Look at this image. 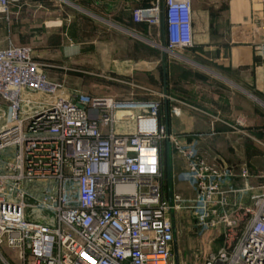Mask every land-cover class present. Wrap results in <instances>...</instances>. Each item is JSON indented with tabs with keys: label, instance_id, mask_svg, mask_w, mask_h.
I'll use <instances>...</instances> for the list:
<instances>
[{
	"label": "built area",
	"instance_id": "obj_1",
	"mask_svg": "<svg viewBox=\"0 0 264 264\" xmlns=\"http://www.w3.org/2000/svg\"><path fill=\"white\" fill-rule=\"evenodd\" d=\"M21 4L0 0V16L9 21ZM132 17L149 27L164 18L166 52L194 47L192 0ZM43 67L29 47L0 50V264H175L171 214L183 210L203 233L223 229L224 243L201 264H264V186L256 192L248 166L207 164L162 125L160 103L68 97ZM125 120L134 132L117 134ZM166 143L195 193L189 206L176 194L170 206ZM237 212L250 220L232 246Z\"/></svg>",
	"mask_w": 264,
	"mask_h": 264
},
{
	"label": "crops",
	"instance_id": "obj_2",
	"mask_svg": "<svg viewBox=\"0 0 264 264\" xmlns=\"http://www.w3.org/2000/svg\"><path fill=\"white\" fill-rule=\"evenodd\" d=\"M63 1L79 10H65L59 0H22L9 21L0 16V40L31 48L48 79L68 97L160 103V121L180 143L194 144L209 165L248 166L256 192L264 186L255 181L264 179V116L257 104L264 98L263 4L192 0L194 47L169 53L163 17L157 27L132 17L133 10L162 7L163 0ZM239 119L245 126L235 131ZM121 124L115 132L129 134L133 124ZM171 162L173 194L192 198V189L177 180L184 163L173 147ZM165 183L169 199L167 172Z\"/></svg>",
	"mask_w": 264,
	"mask_h": 264
},
{
	"label": "rangeland",
	"instance_id": "obj_3",
	"mask_svg": "<svg viewBox=\"0 0 264 264\" xmlns=\"http://www.w3.org/2000/svg\"><path fill=\"white\" fill-rule=\"evenodd\" d=\"M61 3L65 4L63 6V8L65 10H69L74 12L73 9H76L77 11L79 10L77 8L76 5H72L70 2L67 1H63V0H59ZM6 41H1L0 40V46H6ZM8 47V45L6 46V48ZM28 47V46H26ZM222 81V80H221ZM250 97V96H248ZM258 108L260 110V112L263 114L264 116V98H259L258 101ZM7 117V116H6ZM128 123L127 120H125L121 125L120 128H122L124 125H126ZM263 127H264V121H263ZM135 129V125L133 124L128 130L127 133L132 134L134 132ZM264 130V128H263ZM261 142H262V150H261V162H262V173H263V178H264V134L262 135L261 138ZM12 151V150H10ZM8 151V152H10ZM233 159L237 160V153L233 154ZM164 159H165V168L167 169V151L165 148L164 151ZM238 162V161H236ZM242 164L237 163L236 166L239 167ZM244 165V164H243ZM182 174V173H181ZM181 174H179L177 176V180L179 182L185 183L187 184L191 189L192 187L190 186L189 183L182 181V176ZM255 181H260L264 183V179H259ZM46 184V183H44ZM50 184H55L54 183H48ZM193 192V197L192 198H184L183 196V203L184 206H189L191 204V202L193 201L194 197H195V193ZM247 207H249V209H253V207L251 206V204H247ZM231 209H233V205H231L230 207ZM238 213V212H237ZM175 216V238L177 240V245H178V253H179V258H180V264H201L204 257L206 256V254H208L209 252L214 251L218 245H221L224 243V237H223V229L220 228L218 231H214L211 234H206L203 233L202 231L198 230L196 227V223H195V219L192 215V213H190L187 210H183L181 212L178 213H174ZM234 217V219H238V227L237 228H233L230 230L226 231V234L229 235V238L232 240L231 244L232 246H234V244L236 243L237 238L242 234L244 227L246 226V223L250 220V215H248L247 217H245L242 213H238L237 215H233L232 218ZM233 219V220H234Z\"/></svg>",
	"mask_w": 264,
	"mask_h": 264
},
{
	"label": "water",
	"instance_id": "obj_4",
	"mask_svg": "<svg viewBox=\"0 0 264 264\" xmlns=\"http://www.w3.org/2000/svg\"><path fill=\"white\" fill-rule=\"evenodd\" d=\"M167 179H168V187H169V203L170 206H173V173H172V162H171V145L167 143ZM172 223L175 229V216L174 212L171 214ZM173 250H174V260L175 264H180V258L178 253V245L177 240L175 238L173 242Z\"/></svg>",
	"mask_w": 264,
	"mask_h": 264
},
{
	"label": "bare ground",
	"instance_id": "obj_5",
	"mask_svg": "<svg viewBox=\"0 0 264 264\" xmlns=\"http://www.w3.org/2000/svg\"><path fill=\"white\" fill-rule=\"evenodd\" d=\"M121 115H119V117H120Z\"/></svg>",
	"mask_w": 264,
	"mask_h": 264
},
{
	"label": "trees",
	"instance_id": "obj_6",
	"mask_svg": "<svg viewBox=\"0 0 264 264\" xmlns=\"http://www.w3.org/2000/svg\"><path fill=\"white\" fill-rule=\"evenodd\" d=\"M166 172H167V169H166Z\"/></svg>",
	"mask_w": 264,
	"mask_h": 264
}]
</instances>
